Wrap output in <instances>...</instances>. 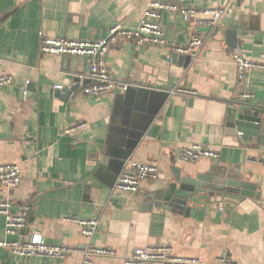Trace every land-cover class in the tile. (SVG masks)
Wrapping results in <instances>:
<instances>
[{"label": "crops", "instance_id": "crops-1", "mask_svg": "<svg viewBox=\"0 0 264 264\" xmlns=\"http://www.w3.org/2000/svg\"><path fill=\"white\" fill-rule=\"evenodd\" d=\"M151 2L167 0H0V75L12 77L0 89V165L22 169L20 186L0 189V203L10 201L13 213L28 204V230L74 250L51 260L0 249V264H86L78 250L88 247L117 253L88 264H124L133 250L162 245L203 264H217L225 254L238 264H264V145L235 135L228 122L242 101L260 113L264 134V0H178L225 14L216 27L197 29L163 12L168 44L113 47L107 68L129 89L102 98L85 95L89 83L77 80L89 73L91 58L41 53L42 37L97 41L117 23L136 27ZM225 30L241 34L237 49L222 36ZM194 36L203 40L197 59L177 55L173 48ZM237 52L257 66L242 87ZM246 90L252 99H244ZM81 123L84 130L65 133ZM193 145L209 146L219 158L182 162L179 150ZM127 160L156 164L159 179L135 193L116 191ZM213 166L230 168L258 195H199L187 206L203 211L200 218L155 206L174 169L204 174ZM70 219L96 220L98 231L87 239ZM5 227L0 215V241L13 240Z\"/></svg>", "mask_w": 264, "mask_h": 264}, {"label": "built area", "instance_id": "built-area-1", "mask_svg": "<svg viewBox=\"0 0 264 264\" xmlns=\"http://www.w3.org/2000/svg\"><path fill=\"white\" fill-rule=\"evenodd\" d=\"M175 14L184 24H190L194 28H214L223 15L224 8L197 9L181 5L178 0H167L165 4L151 2L144 12L140 24L136 27H127L123 24H115L109 28L105 38L97 41L56 39L42 37L40 50L47 56H76L91 58L90 71L87 75L77 76L78 82H88L83 88V93L89 96L104 97L112 92H127L129 85L113 78L107 68V55L113 47L121 46L124 42H132L141 47H165L168 40L161 26L163 12ZM203 45L199 36H194L188 46L173 48L177 55L197 59L198 50ZM237 67V82L242 87L246 81L247 73L256 68L252 62L245 60L238 52L235 54ZM261 67V66H260ZM263 68V67H262ZM12 77L0 75V89L11 85ZM61 90L62 86H55ZM186 92V91H180ZM189 93V92H188ZM244 99L253 98L252 92L246 90ZM86 124L81 123L66 130L67 135L75 134L78 130L85 129ZM242 136V134H239ZM178 158L185 163L196 164L201 159L217 160L219 155L209 146L193 145L179 150ZM160 177V169L156 164L139 163L127 160L124 170L115 184V190L124 193H135L141 185L149 181H157ZM22 182V169L20 165H0V189H11L20 186ZM13 205L4 200L0 203V215L5 218V234L11 239L0 241V249L8 251L17 258H46L51 260H63L74 250L48 244L40 234L28 230L31 207L22 205L16 213L12 212ZM75 223L81 235L87 239L92 238L98 231L99 223L96 220L70 219ZM84 257L86 264L91 263L93 257L115 258L117 253L113 249L88 247L78 250ZM77 251V252H78ZM124 264H203L200 260L185 258L174 254L169 246H157L137 248L124 257ZM217 264H238L228 255H223L217 260Z\"/></svg>", "mask_w": 264, "mask_h": 264}, {"label": "water", "instance_id": "water-1", "mask_svg": "<svg viewBox=\"0 0 264 264\" xmlns=\"http://www.w3.org/2000/svg\"><path fill=\"white\" fill-rule=\"evenodd\" d=\"M221 33L225 40L229 42L232 50L238 48L237 38L241 36L239 32L225 30ZM186 58L191 60L190 57L186 56ZM28 90L31 91L30 88ZM66 94H69V91H66ZM238 102L230 110L228 119V122L235 129V135H238L239 132L245 137L244 139L248 140L249 137H252L249 138L251 141L254 142V139H256V142L264 145L263 122L260 113L251 105L242 101ZM218 193L252 198L258 195L254 185L243 182L242 178L238 177L230 168L213 166L204 174L194 171L182 172L179 169H174V179L168 183L163 191L155 195L161 202V204L158 203L155 206H163L166 210L180 213L184 211L187 217L192 215V217L197 216L200 218L203 211L188 207L187 203L189 201L197 203V197L202 194L215 196Z\"/></svg>", "mask_w": 264, "mask_h": 264}]
</instances>
